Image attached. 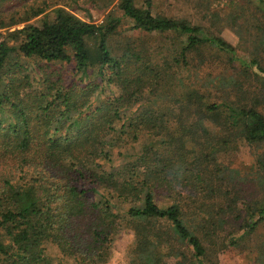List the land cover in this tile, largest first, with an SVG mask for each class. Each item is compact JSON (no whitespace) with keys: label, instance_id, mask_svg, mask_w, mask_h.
I'll return each mask as SVG.
<instances>
[{"label":"trees","instance_id":"obj_1","mask_svg":"<svg viewBox=\"0 0 264 264\" xmlns=\"http://www.w3.org/2000/svg\"><path fill=\"white\" fill-rule=\"evenodd\" d=\"M117 7L123 16L108 15L101 25L57 8L51 21L9 30L43 14L46 4L0 19V264H53L52 251L59 260L104 264L121 228H133L138 240L163 221L190 248L189 262L204 264L200 233H214L217 215L206 201L224 196L216 154L234 138L264 147V114L209 103L196 90L181 102L194 122L170 112L178 125L173 131L164 125L150 107L159 88V73L147 67L153 63L129 44L109 45L122 18L140 33L185 37L183 55L205 44L228 54L233 49L185 21L153 15L150 0L142 7L118 0ZM23 60L38 66L18 78L27 69ZM58 65H70L71 77ZM145 137L151 138L146 146ZM160 193L165 206L156 202ZM195 202L196 211L185 213ZM262 216L264 203L244 227L253 230ZM159 263L143 252L134 260Z\"/></svg>","mask_w":264,"mask_h":264},{"label":"rangeland","instance_id":"obj_2","mask_svg":"<svg viewBox=\"0 0 264 264\" xmlns=\"http://www.w3.org/2000/svg\"><path fill=\"white\" fill-rule=\"evenodd\" d=\"M144 1L135 0L136 7H142ZM150 2L153 15L185 21L199 28L207 37L219 38L233 49V53L228 54L216 46L205 44L183 55L181 50L185 37L171 33L157 36L140 33L131 29L133 23L129 19L122 18L116 34L109 39V45L122 49L129 44L132 50L145 54L153 63L154 66L150 64L147 67L159 73V88L155 89L154 98L157 100L150 107L157 115L163 116L164 125L171 124L172 131L178 125L177 121L170 122L172 119L167 117L170 112L184 118L189 115V123L194 122L192 109L181 105L184 95L192 90L198 91L209 103L254 108L264 114V73L261 71L264 70V0ZM44 4L47 8L43 14L9 30L29 23L40 25L43 18L51 21L57 8L96 25H101L108 15L114 18L123 16L117 7L118 0H0V19L7 21L13 14L22 16L29 7L40 8ZM26 61L23 60L22 65L27 69L17 74L18 78L38 66L33 60ZM59 65L55 68L61 69L67 74L66 78H70L73 73L71 66ZM112 89L109 91L117 92V89ZM25 90L27 88L20 89V92L25 94ZM212 133L233 137L229 136L231 132L214 126ZM150 139H143L145 146ZM216 167V174L221 179L218 185L223 189L224 196L206 201L208 205L214 204L213 211L217 215L212 216L216 220L214 233L209 238L200 233L206 249L203 263L264 264V216L253 230L244 227L252 209L264 203V147L248 145L242 139L234 138L216 154ZM164 196L163 193L156 195L158 205L168 204ZM197 202L189 203L190 209H186L185 213L196 211ZM255 216L253 221L258 218V215ZM126 223V219L122 220L121 225ZM206 229L212 231L209 225ZM145 234L149 236L145 237ZM151 235L153 238H149ZM138 252H143L154 261L159 260V264H192L189 262L190 248L171 237V229L164 221L151 224L138 240L133 228H121L112 241L109 259L104 264H134ZM51 255L53 264H75L71 260H59L55 251Z\"/></svg>","mask_w":264,"mask_h":264}]
</instances>
